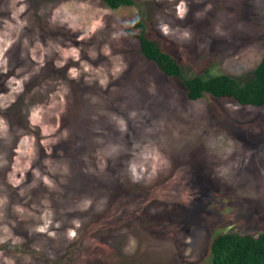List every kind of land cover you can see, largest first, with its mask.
Wrapping results in <instances>:
<instances>
[{
    "label": "rangeland",
    "instance_id": "rangeland-1",
    "mask_svg": "<svg viewBox=\"0 0 264 264\" xmlns=\"http://www.w3.org/2000/svg\"><path fill=\"white\" fill-rule=\"evenodd\" d=\"M134 1L0 0V264H213L264 232V106L190 99L123 28L245 79L264 0Z\"/></svg>",
    "mask_w": 264,
    "mask_h": 264
},
{
    "label": "trees",
    "instance_id": "trees-1",
    "mask_svg": "<svg viewBox=\"0 0 264 264\" xmlns=\"http://www.w3.org/2000/svg\"><path fill=\"white\" fill-rule=\"evenodd\" d=\"M101 1L112 9L135 5L134 0ZM123 28L138 40L141 52L148 60L181 83L190 99L197 100L210 93L216 98H230L242 106H264V56L245 79L228 73L189 77L177 57L147 35L141 15L133 16ZM211 252L213 264H264V232L258 235L237 231L220 233L211 244Z\"/></svg>",
    "mask_w": 264,
    "mask_h": 264
},
{
    "label": "flooded vegetation",
    "instance_id": "flooded-vegetation-1",
    "mask_svg": "<svg viewBox=\"0 0 264 264\" xmlns=\"http://www.w3.org/2000/svg\"><path fill=\"white\" fill-rule=\"evenodd\" d=\"M175 180H176V182L174 183ZM185 180H186L185 175L181 176L179 179H178V177L177 178H174L173 181L170 183V186L171 187H173V186H179L180 184H183L185 182ZM163 185L164 184L162 183L161 188H163ZM166 190L167 189H164V191H166Z\"/></svg>",
    "mask_w": 264,
    "mask_h": 264
}]
</instances>
